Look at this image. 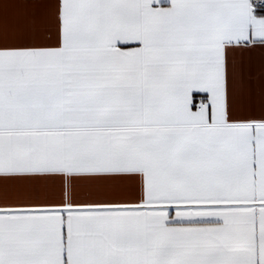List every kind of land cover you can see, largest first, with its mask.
I'll list each match as a JSON object with an SVG mask.
<instances>
[{
    "label": "snow or ice",
    "instance_id": "6c2138e0",
    "mask_svg": "<svg viewBox=\"0 0 264 264\" xmlns=\"http://www.w3.org/2000/svg\"><path fill=\"white\" fill-rule=\"evenodd\" d=\"M0 264H264V0H0Z\"/></svg>",
    "mask_w": 264,
    "mask_h": 264
},
{
    "label": "crops",
    "instance_id": "0c3cea01",
    "mask_svg": "<svg viewBox=\"0 0 264 264\" xmlns=\"http://www.w3.org/2000/svg\"><path fill=\"white\" fill-rule=\"evenodd\" d=\"M19 2H26V0H19ZM258 71V69L254 65H245L243 68V72L247 74L248 72H255Z\"/></svg>",
    "mask_w": 264,
    "mask_h": 264
}]
</instances>
